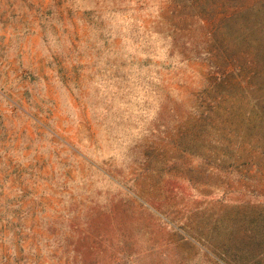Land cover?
<instances>
[{
	"label": "rangeland",
	"instance_id": "rangeland-1",
	"mask_svg": "<svg viewBox=\"0 0 264 264\" xmlns=\"http://www.w3.org/2000/svg\"><path fill=\"white\" fill-rule=\"evenodd\" d=\"M220 2L0 0V264H231L264 58Z\"/></svg>",
	"mask_w": 264,
	"mask_h": 264
},
{
	"label": "trees",
	"instance_id": "trees-1",
	"mask_svg": "<svg viewBox=\"0 0 264 264\" xmlns=\"http://www.w3.org/2000/svg\"><path fill=\"white\" fill-rule=\"evenodd\" d=\"M206 1L209 0H186V3L188 8L195 6L196 9H202ZM221 1L218 6L220 21L217 28L226 32L229 27H235L238 40L240 38L246 40L245 44L252 53V58L262 61L264 58V0H255L246 4L235 0L230 6H228L230 0ZM191 15L193 18H199L194 22L198 21L197 26L203 27L204 19H200V15L197 14L194 16V13ZM251 15L255 17L252 21L249 20ZM239 148L244 151L258 150L264 153V138L252 143L245 142L239 145ZM250 213L252 218L250 224L246 225L247 227L243 224L237 227L240 244L238 248L240 246L243 248L231 251L229 248L219 247V258L231 264H264V205L252 206ZM196 234L201 237L200 234Z\"/></svg>",
	"mask_w": 264,
	"mask_h": 264
}]
</instances>
